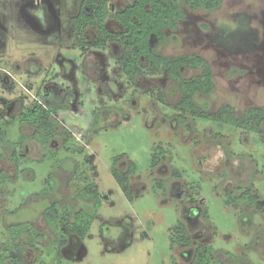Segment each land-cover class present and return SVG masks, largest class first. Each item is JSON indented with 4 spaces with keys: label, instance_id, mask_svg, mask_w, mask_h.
<instances>
[{
    "label": "rangeland",
    "instance_id": "obj_1",
    "mask_svg": "<svg viewBox=\"0 0 264 264\" xmlns=\"http://www.w3.org/2000/svg\"><path fill=\"white\" fill-rule=\"evenodd\" d=\"M131 1L111 0L113 11ZM80 2L0 0V254L13 241L12 225L32 222L42 233L36 246L27 233L15 239L25 264H189L193 249L179 246L174 229L181 220L225 264H264V203H226L238 185L264 197V134L193 116L182 123L173 108L182 92L167 72L131 84L118 64L119 43L83 52L70 24ZM181 4L186 18L152 44L165 56L209 61L216 88L197 102L211 111L264 108V0H223L215 10ZM106 25L123 29L112 18ZM95 38L88 27L86 40ZM198 73L182 69L186 78ZM35 101L66 105L48 146L20 119ZM124 153L136 162L134 200L112 173ZM117 166L127 170L128 160ZM87 185L99 190L100 209L86 235L70 234L59 250L67 226L52 227L42 212L57 202L71 213H93V200L82 195Z\"/></svg>",
    "mask_w": 264,
    "mask_h": 264
},
{
    "label": "trees",
    "instance_id": "obj_2",
    "mask_svg": "<svg viewBox=\"0 0 264 264\" xmlns=\"http://www.w3.org/2000/svg\"><path fill=\"white\" fill-rule=\"evenodd\" d=\"M181 2H185L192 9L215 10L222 5L223 0H132L117 11H113L111 0H81L79 11L70 18L75 44L84 52L91 47H106L110 42L119 43L122 46L123 54L118 58V64L131 84H134L140 76L167 72L178 83L182 92L180 100L173 106L178 111L182 123L188 116H193L214 121L221 126L230 125L247 132H256L263 137L264 108L253 106L243 113H238L235 107L225 104L219 110L211 111L197 102V96H209L216 88L214 73L206 58L198 54L165 56L160 54L152 44V37L163 38L165 29L176 30L179 23L186 18V12ZM110 18L115 19L123 29L121 31L109 29L106 21ZM90 26L93 27L96 34L94 41L86 40L87 29ZM183 68H193L199 70V73L186 78L182 74ZM150 92L154 94L152 89ZM158 94L159 99L165 101L161 90L158 91ZM62 109H66L65 104L35 101L20 114V119L22 123H31L35 127L34 137L48 146L57 135V126L60 121L56 117V113ZM68 132L70 131L68 130ZM221 142L223 147L228 150L225 141ZM160 153H157L151 161L153 169L160 162ZM228 154L233 155L230 151ZM123 159L128 160L127 170H121L117 166ZM136 172V162L125 153L114 158L112 173L125 195L131 200H134L135 194L130 184V177ZM173 174L176 175V172ZM159 180L160 184L165 183L163 179ZM237 188V191L227 194V204L239 202L256 205L261 200L264 203V197L252 186L241 187L238 185ZM182 194L186 198L190 196L186 191H183ZM82 195L93 200V213L83 208L71 213L62 209L57 202L45 207L42 212L44 219L52 227L58 228L61 224L67 226L66 232L62 229L57 239L59 250L69 243L70 234L83 238L100 209L102 198L98 189H92L90 185H87ZM191 200L193 201V199ZM174 229L178 234L179 246L185 250L193 249V256L189 264H225L223 260H218L219 251L211 245L194 242L184 221L179 220ZM11 233L13 241L6 243L7 247L0 254V264H4L6 260H10L12 264H25L24 256L15 239L27 233L28 243L36 246L37 239L42 233L32 222L13 224Z\"/></svg>",
    "mask_w": 264,
    "mask_h": 264
}]
</instances>
